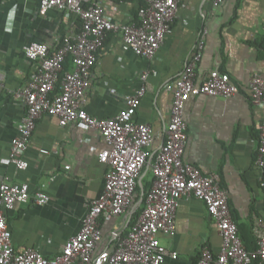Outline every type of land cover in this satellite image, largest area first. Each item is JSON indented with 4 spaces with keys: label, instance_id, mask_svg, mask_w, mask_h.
<instances>
[{
    "label": "crops",
    "instance_id": "obj_1",
    "mask_svg": "<svg viewBox=\"0 0 264 264\" xmlns=\"http://www.w3.org/2000/svg\"><path fill=\"white\" fill-rule=\"evenodd\" d=\"M106 6L116 22L124 23L135 19L139 0H109ZM75 22L73 14L58 9L42 16L38 4L30 0L0 1V185L9 176L14 182L27 181L32 193L42 188L49 193L46 204L17 203L8 213L15 248H35L48 257L62 251L66 241L80 230L89 204L103 193L108 166L100 161L99 153L106 142L96 130L77 123L62 126L58 117L44 114L26 149L29 166L17 169L9 162L10 142L18 134L26 105L13 92L33 71L24 55V45L45 42L55 50L75 28ZM203 35L198 78L216 70L227 72L239 92L229 98L198 95L187 102L185 160L218 175L228 191L235 221L242 225L244 240L253 250L257 245L255 219L264 216L262 172L255 163L264 107L251 102L248 87L254 73L264 76V0H225L218 7L212 0H180L172 29L151 59L125 50L121 34L110 32L92 69L86 109L100 118L117 115L126 106L125 97L142 87V75L148 73V89L135 120L153 128L152 161L165 141L171 119L173 93L167 85L195 55ZM66 64L68 70L73 69L71 58ZM143 181L149 187L152 184L150 162L139 184ZM133 213L130 209L127 214L101 218L103 237L95 252L99 264H103L118 238L128 233ZM176 225L174 234L161 233L159 238L178 257L169 256L162 264H197L204 244L215 253L220 251L222 237L201 199L182 198Z\"/></svg>",
    "mask_w": 264,
    "mask_h": 264
},
{
    "label": "built area",
    "instance_id": "obj_2",
    "mask_svg": "<svg viewBox=\"0 0 264 264\" xmlns=\"http://www.w3.org/2000/svg\"><path fill=\"white\" fill-rule=\"evenodd\" d=\"M30 1L38 4L42 16L58 9L73 14L76 22L75 28L63 37L55 50L48 43L38 41L23 47L33 71L26 82L13 92V96L26 105V114L18 134L10 142L9 162L19 170L28 168L26 149L31 144L38 119L48 114L58 117L62 126L77 123L99 132L106 142L99 159L107 164L108 170L105 189L89 204L80 230L66 241L62 251L52 257L31 247L17 250L8 224V213L17 203L33 201L43 205L50 200L49 193L44 188L32 193L27 181L14 182L6 176L0 185V264H99L95 252L103 237L100 220L127 214L130 209L134 211L139 179L149 162L153 181L142 214L128 233L118 238L103 264H162L169 256L177 258L178 254L163 245L159 235L176 232L177 209L184 196H193L205 203L222 237L218 253L207 244L202 246L197 264H264V216L255 219L257 245L249 250L240 236L228 191L218 175L204 172L185 160L187 102L198 95L229 98L239 92L238 85L227 72L216 70L202 79L198 78L197 66L203 55L205 35L201 36L197 51L184 70L167 85L173 93L171 119L165 141L152 161L153 128L149 123L135 120L148 89V73L142 75V87L125 97L126 106L117 115L100 118L86 109L92 69L108 34L119 32L125 50L151 59L172 29L180 0H142L138 19L124 23L116 22L109 15L106 6L109 0ZM212 1L217 7L225 2ZM69 57L73 69L66 70L65 63ZM2 85L3 76L0 74V88ZM248 90L251 102L264 107V76L254 73ZM42 152L48 150L42 149ZM255 163L262 172L264 187V116L259 124ZM66 169H70V165H66Z\"/></svg>",
    "mask_w": 264,
    "mask_h": 264
},
{
    "label": "trees",
    "instance_id": "obj_3",
    "mask_svg": "<svg viewBox=\"0 0 264 264\" xmlns=\"http://www.w3.org/2000/svg\"><path fill=\"white\" fill-rule=\"evenodd\" d=\"M1 1V0H0ZM142 4V0H139V5H141ZM134 18L135 19H138V13H137V10L135 11V15H134ZM78 24H79V22H78ZM80 25V24H79ZM70 58V57H69ZM69 58L67 59V61H66V63L68 62V60H69ZM65 63V68L68 70V65ZM258 136H259V133H258ZM141 188H143L144 189V192H145V194H144V199H143V201H142V203H141V205L138 207V206H136L135 207V210H134V213H133V219L131 220V223H130V225L132 226V223H135L137 220H138V218L140 217V215L142 214V211H143V209H144V207H145V205H146V201H147V196H148V189H149V185H147L144 181H143V184L142 185H140V184H138V186H137V190H136V192H137V195H136V202H138L139 200H140V198H141V196H142V189ZM238 224V227H239V233H240V235H241V237H243L244 235L242 234V225H240L239 223H237ZM243 241H245L244 240V237H243ZM256 243V242H255ZM245 245H246V247L248 248V249H250L251 250V248L249 247V245L246 243V241H245Z\"/></svg>",
    "mask_w": 264,
    "mask_h": 264
},
{
    "label": "water",
    "instance_id": "obj_4",
    "mask_svg": "<svg viewBox=\"0 0 264 264\" xmlns=\"http://www.w3.org/2000/svg\"><path fill=\"white\" fill-rule=\"evenodd\" d=\"M141 183V182H140ZM144 194H145V192H144V189H142V196H141V198H140V200L137 202V206H139L141 203H142V201H143V199H144Z\"/></svg>",
    "mask_w": 264,
    "mask_h": 264
}]
</instances>
